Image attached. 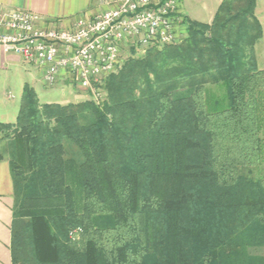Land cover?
<instances>
[{
  "label": "trees",
  "instance_id": "1",
  "mask_svg": "<svg viewBox=\"0 0 264 264\" xmlns=\"http://www.w3.org/2000/svg\"><path fill=\"white\" fill-rule=\"evenodd\" d=\"M254 7L184 18L186 43L125 62L100 105L39 108L23 87L0 123L15 149L12 264H244L264 245V179L243 175L264 164Z\"/></svg>",
  "mask_w": 264,
  "mask_h": 264
},
{
  "label": "built area",
  "instance_id": "2",
  "mask_svg": "<svg viewBox=\"0 0 264 264\" xmlns=\"http://www.w3.org/2000/svg\"><path fill=\"white\" fill-rule=\"evenodd\" d=\"M181 21L180 0H102L93 17H78L68 29L12 10L0 18V47L37 67L47 86L67 75L95 90L125 52L174 44Z\"/></svg>",
  "mask_w": 264,
  "mask_h": 264
},
{
  "label": "crops",
  "instance_id": "3",
  "mask_svg": "<svg viewBox=\"0 0 264 264\" xmlns=\"http://www.w3.org/2000/svg\"><path fill=\"white\" fill-rule=\"evenodd\" d=\"M102 0H0V18L12 10L26 11L38 15L49 25L60 23L62 28L68 29L70 24L78 17H93ZM224 0H180V10L184 18L210 25L213 22L219 6ZM253 16L261 30L259 38L253 44V54L256 66L264 69V14L259 9V0H255ZM23 66V67H22ZM21 57L13 53H5L0 47V84L9 87L5 79L13 70H24L28 81L34 85L42 82L41 75L31 70ZM32 67V66H31ZM37 68V67H36ZM38 69V68H37ZM40 72V71H39ZM27 80L17 85L16 93L20 97ZM43 84V83H42ZM29 85V84H27ZM58 85H64V81ZM30 86V85H29ZM32 87V86H30ZM33 88V87H32ZM8 89V90H7ZM34 89V88H33ZM35 91V89H34ZM36 93V92H35ZM4 88L0 85V122L13 123L16 120L19 103L11 105L7 100ZM14 99V98H12ZM13 205V184L9 168V160H0V264H12L10 254ZM244 264H264V245L257 248L250 247L243 253Z\"/></svg>",
  "mask_w": 264,
  "mask_h": 264
},
{
  "label": "rangeland",
  "instance_id": "4",
  "mask_svg": "<svg viewBox=\"0 0 264 264\" xmlns=\"http://www.w3.org/2000/svg\"><path fill=\"white\" fill-rule=\"evenodd\" d=\"M100 9V5L98 6L97 11ZM259 9L261 13L264 14V0H259ZM186 25L184 22V17L182 15L181 24L176 29V42L171 47H177L184 45L186 41L189 39V35L186 31ZM168 47L166 46H153L149 49H146L144 52L140 50H134L129 52V56L127 57V53H124V60L121 63V66H118L114 73H118L121 68L123 67L124 63L130 59H143L145 58L152 49H156L157 51H164ZM23 67V66H22ZM31 70L36 72L37 77L39 76V70L34 66H27ZM24 70H13L9 72L5 79L7 86L9 87V91H6L5 85L0 84L4 88V92L8 95L11 99L7 100L10 101L9 103L13 105V103L21 104L20 97L16 93V88L19 83L23 80H27V84L32 86L35 89L38 107L42 108L46 104H58L61 106H66L70 104H79L84 102H92L96 105H100L106 101L107 93L103 88V82L99 85H95V90H89L82 87L81 84L75 82L73 79L71 80L70 77L67 75H63L62 80L57 82L55 85L47 86L43 82H38L35 85L26 79L24 75ZM113 74V73H112ZM111 75V74H110ZM109 76V75H108ZM107 76V77H108ZM167 77V76H165ZM106 79V77L104 78ZM64 81V85H58L60 82ZM104 81V80H103ZM43 83V84H42ZM209 85V84H208ZM212 87V86H209ZM213 87V90L217 95L221 94ZM8 90V89H7ZM181 93V91H179ZM14 98V99H12ZM20 107V106H19ZM15 122V121H14ZM13 122V123H14ZM2 123V122H0ZM65 147V156L72 157L76 160L80 159V154L78 150L68 141L64 142ZM15 158V149H14V142L11 139H3L0 140V159H7L10 160ZM243 175L249 177L250 180L259 181L264 179V164L259 168L250 169L249 171H243Z\"/></svg>",
  "mask_w": 264,
  "mask_h": 264
}]
</instances>
